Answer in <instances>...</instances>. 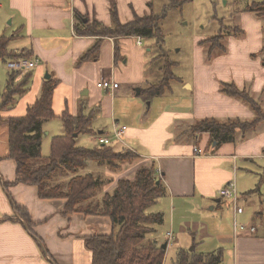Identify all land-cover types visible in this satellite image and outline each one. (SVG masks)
Masks as SVG:
<instances>
[{"label": "crops", "instance_id": "crops-1", "mask_svg": "<svg viewBox=\"0 0 264 264\" xmlns=\"http://www.w3.org/2000/svg\"><path fill=\"white\" fill-rule=\"evenodd\" d=\"M253 2L264 0H249L228 20L233 25L227 28L236 30L232 35L223 33L225 51L207 59L209 45L204 44L205 49L196 46L192 78L173 79L179 84L177 96L169 85V97L164 89L143 105L126 97L129 94L122 92L115 72L118 42L127 51L129 45L136 59L141 54L142 36L98 34L113 25V12L121 23L134 14H149L148 0H0V36L7 38L8 52L27 53L28 59L37 60L36 68L29 70L30 78L35 75L36 83L39 81L32 97L38 98L49 78L55 81L52 107L58 94L72 98L88 95L84 113L93 119L99 108L108 120L106 131L99 129L97 134L108 135L107 144L112 141L116 148L135 154L117 165L119 172H106L105 180L111 183L104 191L115 187L119 179H134L140 167H154L164 193L156 199L152 212L162 213L163 222L146 238L161 246L165 243L162 264L168 255L177 257L180 250L203 255L220 252L218 264H264V127L244 139L221 144L208 132L190 131L199 119L253 115L247 104L221 91L222 83L248 90L264 108V14L247 9ZM91 27L94 31L85 32ZM9 59L15 58L0 56V85L4 83L0 99L6 88L26 73L8 70ZM103 65L110 66L111 74ZM135 77L137 80L126 75L125 80L140 84L141 71ZM102 80H112L118 86L112 90L98 87ZM142 90L137 88L135 94L139 96ZM31 104L25 106V112ZM8 107L3 109L11 114L1 112V120L23 113L13 114ZM114 123L126 126L124 143L113 138ZM194 147L200 154L193 152ZM15 167L9 157L8 127L0 122V264H91L84 238L111 233L109 218L81 212L64 214V198H39L36 186L15 181ZM97 167L95 164L93 169L97 171ZM229 181L235 184L240 213L232 200L226 202L219 196ZM16 206L26 211L36 237L29 233L27 219L19 216Z\"/></svg>", "mask_w": 264, "mask_h": 264}, {"label": "trees", "instance_id": "trees-1", "mask_svg": "<svg viewBox=\"0 0 264 264\" xmlns=\"http://www.w3.org/2000/svg\"><path fill=\"white\" fill-rule=\"evenodd\" d=\"M248 10L257 15L264 14V3L253 2ZM113 25L103 28L98 35H139L156 37L161 40L159 15L149 13L121 23L113 12ZM92 28V29H91ZM87 28L85 32L94 31ZM236 30V27H233ZM232 29V30H233ZM224 34L219 33L204 39L209 42L206 51L207 59L214 53L225 51ZM7 38L0 36L1 57H24L28 54H12L6 48ZM264 52V44L261 49ZM264 63V58H263ZM166 76L158 83L150 85L141 91L145 100L160 95L167 84ZM30 79V71L23 74L19 83L6 88L1 94L0 110L15 101V95L25 90V84ZM55 81L45 79L40 95L26 110L24 115L12 116L1 120L8 127L9 157L15 161L16 182L31 184L37 187L39 198H65L64 214L81 212L84 214H99L108 216L113 230L110 234H94L84 238L86 247L91 251V264H162L165 249L146 236L163 222L159 212H147L146 208L155 203L163 195L164 188L158 179L153 166L140 167L134 179H119L112 192H105L98 197L100 179L92 172L82 174L80 169L89 162L108 163L112 168L135 156L123 148L116 149L113 145L100 144L93 148H85L76 144V136L81 132H90L92 115L79 113L71 115L64 110L60 118L64 133L53 136L50 142V154H41L42 123L53 118L52 95ZM221 91L247 104L252 110L250 118H203L190 126L192 133L208 132L217 144L234 142L238 137L246 138L264 127V108L246 89L238 88L234 83H222ZM21 218L27 219V229L30 221L25 210L15 207ZM20 209V210H19ZM12 220L13 217H8ZM36 237V236H35ZM221 253L203 255L188 250H180L176 264H218Z\"/></svg>", "mask_w": 264, "mask_h": 264}, {"label": "rangeland", "instance_id": "rangeland-1", "mask_svg": "<svg viewBox=\"0 0 264 264\" xmlns=\"http://www.w3.org/2000/svg\"><path fill=\"white\" fill-rule=\"evenodd\" d=\"M248 1L249 0H148L150 13L159 15L158 26L161 31V40L158 41L156 37H142L141 54L139 53L136 59H133L134 50L132 51V48L129 45L128 51L130 52L127 51L125 45L122 46L121 43L118 42L117 49L119 59L115 67V72L117 81L121 85L120 88L122 92L129 94V96L126 97L136 99L137 101L142 102L143 105L144 103L147 104L148 100L144 99V95L140 94L137 96L135 94L137 88L145 90L150 86L149 82H155L156 80L164 78V75L168 74L170 77L166 76L167 84L164 87L165 96L169 97V95L172 94L169 90V85L173 88V94L177 96L178 91L176 88L177 86L179 87V84L173 79L179 78L181 80H186L192 78L191 67L195 56L196 46L200 45L205 49V45H210V43L206 42L205 45L200 44L199 42L201 40L219 33H225V35H228L235 32L227 28L228 25H233L232 22H229L228 20L237 7L244 6ZM124 60H127V62L124 63ZM103 68L111 74V68L109 65H103ZM122 69L125 71V75L123 74ZM126 69H128V71H126ZM140 71L142 79L139 84L136 83L137 81L133 80H137L138 77L136 78L135 75L137 72L140 73ZM126 75L133 80L127 82L125 80ZM37 85H39V81L36 83L34 75V77L32 76V79L30 78L24 85L26 89L21 97L15 95L17 103L15 102L12 106H9L10 108L8 107L13 114L19 111L23 112L22 114L25 113V106H28L35 100V97L32 96L35 94V90L39 87H37ZM0 86L1 88L4 87V83ZM78 92L81 93L79 90ZM88 99V95H78L75 98H72L70 95L65 97L61 94L57 95L52 107L54 113L53 118L42 123L44 132L41 141V154L43 157H47L50 154V138L55 135L63 134L61 132L63 126L60 118L61 111L66 106L69 114H78L79 110L85 114L84 112L88 106ZM60 107L61 109L58 111ZM6 110L7 109L0 110V114L1 112H3L2 114L4 115L11 114L6 113ZM81 111H79V113ZM102 111L103 110L99 108L94 110L93 115L95 117L92 119L90 125L92 131L81 132L76 136L75 141L78 146L93 148L94 146L101 144L96 141L98 130L103 129L106 131L108 124V120H106L107 118L105 119V117L101 115ZM110 145L114 146V143L111 141ZM120 148L122 149V147ZM120 148L116 149L119 150ZM127 160H131V158ZM94 163L98 166L96 168V170L98 169L97 171L93 169V167H95ZM121 163L123 164V162H120V164ZM91 168L95 171H93V175L100 179L98 186L99 198L105 192H112L114 187L110 190L104 191V186L111 183V181L105 180V176L106 172H119L117 168H112L108 163L99 164L97 162H89V165L80 169V171L86 170L89 172ZM224 200L228 202L227 199ZM153 205L154 204L147 207L146 211L152 212ZM106 234L108 235V233ZM191 246L192 245H189V250ZM175 258V254L168 255L166 264H175Z\"/></svg>", "mask_w": 264, "mask_h": 264}, {"label": "built area", "instance_id": "built-area-1", "mask_svg": "<svg viewBox=\"0 0 264 264\" xmlns=\"http://www.w3.org/2000/svg\"><path fill=\"white\" fill-rule=\"evenodd\" d=\"M140 41V37L137 39ZM37 65V60L36 59H28V58H15V59H9L6 61V67L10 71H16V72H27L31 69H33ZM98 87H102L107 90H112L115 89L118 84L114 81H108V80H102L97 83ZM126 130L125 125H118L114 123L113 126V138L116 139L117 141H120L121 143H124L123 140V135ZM97 141L101 144H107L109 143V138L106 136L98 135ZM193 152L195 154H200V150L197 147L193 148ZM219 196L221 198L227 199V200H232L234 206L236 207V211L238 213L242 212V207L237 206V194L235 190V184L233 181L227 182L220 190H219ZM253 230V228H251Z\"/></svg>", "mask_w": 264, "mask_h": 264}, {"label": "water", "instance_id": "water-1", "mask_svg": "<svg viewBox=\"0 0 264 264\" xmlns=\"http://www.w3.org/2000/svg\"><path fill=\"white\" fill-rule=\"evenodd\" d=\"M45 77H46V78H49V75L47 74V75H45ZM138 91H139V90H138ZM162 248H165V243L162 244Z\"/></svg>", "mask_w": 264, "mask_h": 264}]
</instances>
